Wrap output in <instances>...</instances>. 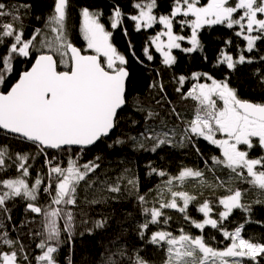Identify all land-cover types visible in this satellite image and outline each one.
<instances>
[{
    "label": "snow or ice",
    "instance_id": "1",
    "mask_svg": "<svg viewBox=\"0 0 264 264\" xmlns=\"http://www.w3.org/2000/svg\"><path fill=\"white\" fill-rule=\"evenodd\" d=\"M68 6L69 0H55L54 15L49 17V24L54 25L52 31L57 33L55 38V52H52L53 43L48 42L45 47L49 51H39L31 67L19 74L14 83H10V74L14 72L13 59L15 57L28 58L31 55L34 41L40 33L35 29L30 39L24 38L22 17L19 14L21 8L28 5L12 6L7 0H0V21L10 18V22L0 23V45L6 47V54L0 55V130L17 138L32 142L39 149V154L47 156V149L67 150L73 146H79L83 151L89 146L108 136L115 129L119 121V111L127 104L126 80L129 76L126 57L118 53L110 42L111 32L100 23V13L91 11L88 7L81 9V32L86 41L87 49L94 54H84L81 48L76 47L68 35ZM138 15L131 19L136 22V27H152L157 21L163 24L165 31L152 38L156 50L163 56L165 65H173L176 57L172 55V49L181 48L180 41L186 37L176 35L173 31L174 22L178 15L186 19L180 21L181 25L191 26V36L187 37L190 47L182 51L191 53L200 48L198 30L205 25H226L229 29L238 26L237 36H242L247 42V51L252 52L257 41L264 42V0H207L204 5L200 0H175L174 6L168 15H153L156 7L155 0L148 3H137ZM121 12L115 10V20L111 27L116 28ZM167 37L165 43L161 37ZM10 38V40H8ZM8 40L6 43L5 41ZM147 53V49H145ZM59 55V61L56 59ZM148 59L153 57L148 55ZM264 60V57H260ZM221 63H225L228 69H234L237 64L252 63L253 59L246 57L243 52L238 59L231 55H223ZM62 66V68H61ZM199 79L200 74H193ZM207 75V74H204ZM184 76L179 77V82L185 81ZM211 84H194L186 93L198 102L195 117L186 123L183 135L176 143L183 147L185 142L191 144L197 154L200 153L193 137H203L212 145L218 146L222 157H211L212 171L223 165L230 169L236 178L251 179L249 183L264 190V156L251 158L250 152L254 147L253 140L258 141L261 149H264V103H254L240 99L236 91L229 86L227 80L217 81L208 77ZM162 87V86H161ZM180 92V89H177ZM185 95L182 93V96ZM218 97L222 106H217ZM157 103H160L159 101ZM138 111H146L138 107ZM172 113L178 118L180 114L173 107ZM159 113L147 110L145 121L154 119ZM136 123V121H133ZM161 126L166 124L161 120ZM217 134L221 138H217ZM176 130L169 129L156 132L154 128H145L144 132L137 136L129 137L133 146L139 149L145 148L147 141L152 142L151 151L155 152L161 145L173 144ZM115 143H125L117 140ZM111 146V145H110ZM241 146H246L241 150ZM34 158V157H32ZM6 159H13L6 147H0V172L9 165ZM97 156L94 160L79 165L77 161L69 160L67 167H61L59 163L51 166L56 157L47 160L49 169L47 173V186L43 191L51 197L48 209L42 210L33 203L41 189L43 179L38 175L34 183L29 185L26 178L30 175L28 163L29 156L15 154L13 163L20 173L14 179L0 180V216L9 213L6 202L16 197H23L30 201L27 209L43 216L44 232H38L41 241L37 244L42 252L35 257L37 264H57L54 254L58 251L61 240V227L59 221H63V231L71 240L73 234L74 212L72 207L77 205V189L81 182H85L91 188L94 182L88 181L89 173H95L100 168ZM207 165L208 161H204ZM259 166V169H258ZM246 170V175H245ZM152 172L165 176L164 171L156 168ZM204 173L198 169L184 167L178 176L170 177L165 186L171 199L161 202L159 207H146V197L137 195L145 221L138 225L139 236L145 239V232L149 225L160 222L164 216L163 209H176L183 214V218L189 221L187 216L188 205L196 199L185 191H173V181L183 184L188 178H200L203 181ZM117 177L115 186H109L111 193L121 192L120 180ZM218 179V178H217ZM107 183V182H104ZM127 183L136 187L137 181L128 180ZM224 182L221 181L222 185ZM54 191V195L52 194ZM229 194L219 199L223 206L219 213V220L212 219V207L205 201L197 210L204 215L202 222L192 220L191 223L203 230L206 225L217 229L226 240H230L223 249L210 246L203 234L192 236L180 229V235L174 236L171 232L158 230L152 232L148 242L160 247H165L168 253L167 264H264V242L255 241L254 238H244L242 232L244 225L240 224L229 231L223 222L232 214L234 209L249 211L250 207L241 202L240 189H229ZM107 197L86 201L97 204L107 202ZM115 199V197H113ZM183 202V206L177 200ZM150 215V219L147 217ZM11 220V216L6 217ZM171 217H165L164 224ZM107 225V219L95 220L93 228L86 231L91 234L93 229H103ZM0 223V244L7 245L10 251H0V264H31L25 245L17 238L13 240L9 232ZM84 235V233H80ZM211 239H215L212 237ZM115 243V242H114ZM127 256L125 247L120 246L107 256L101 257V264H124ZM130 264H147L136 251L134 258L128 257ZM71 264V261H69Z\"/></svg>",
    "mask_w": 264,
    "mask_h": 264
},
{
    "label": "trees",
    "instance_id": "2",
    "mask_svg": "<svg viewBox=\"0 0 264 264\" xmlns=\"http://www.w3.org/2000/svg\"><path fill=\"white\" fill-rule=\"evenodd\" d=\"M145 1L148 0H69L68 35L71 42L81 48L84 54L91 53L84 51L85 41L81 35V9L88 7L91 11L100 13V23L112 33L110 37L112 45L127 60L126 67L129 72L126 82L127 104L119 111L120 118L117 126L108 137L102 138L94 146L83 151L80 148L56 151L47 149V156H45L39 154V149L35 144L0 130V147H6L13 156L11 160L6 159L9 167L0 172V180L14 179L19 176L20 173L17 172L13 163L15 154L28 155L31 168H29L30 175L26 178L27 182L31 186L38 175L43 179L37 200L33 202L42 210L48 209L51 201L49 194L43 191L48 183L49 164L47 160L56 157L51 166L59 163L61 167L66 168L70 159L83 165L97 156L101 158L98 161L100 168L95 173H89L87 178L88 181L94 182L92 187H87V184L82 181L77 189V205L69 206L74 212V230L71 240L63 231V221H59L60 238L63 243L54 254L57 264H69V261L71 264H101L102 256H107L120 246L127 250V256L123 258L124 264H130L128 257L134 258L137 250L147 264H167L166 246L160 247L148 242L152 232L158 230L179 236L180 229L183 228L185 233L192 236L203 234L206 241H210V246L223 249L230 243V240L224 239L220 231L206 225L202 233L191 221H203L204 215L197 209L205 201H208L212 207L211 218L219 220V213L224 210L223 206L218 203L219 199L228 195L229 189L237 188L242 192L241 202L249 206L250 210L234 209L223 222L224 227L232 231L236 226L243 224L244 238H254V242H264V190L249 183L250 177L236 178L231 170L223 165L209 171L212 168L211 157H222V152L218 146L212 145L203 137H193L202 155L197 154L195 148L187 142L183 147L176 143L183 135L186 123L195 117L199 107L198 102L187 97L186 93L194 84L203 80L208 81V77L217 81L227 80L240 99L264 103V60L260 59L264 57V42L257 41L253 51L248 52L246 41L242 36L236 35V27L229 29L221 24L205 25L198 30L200 48L187 53L182 49L191 46L187 39L191 36V27L181 25L180 21L186 18L178 15L173 31L183 34L186 38L180 41L181 48L172 49L176 62L173 65H165L163 56L151 43L152 37L160 27L159 24H154L150 28L137 29L135 21L131 19L138 12L135 5ZM7 2L12 6H29L22 7L19 13L22 17L25 39H30L35 29L41 30L34 41L30 57L17 56L13 59L14 72L10 74V83H14L19 74L29 68L39 51H49L45 47L46 43H53L51 51L55 52L57 33L52 31L54 25L49 24V17L54 15L55 0H7ZM235 2L236 0H233V3ZM174 3L175 0H155V15L157 17L168 15ZM117 8L121 16L117 27L112 28L110 20ZM2 22H10V18L6 17L0 21ZM8 40L5 42L7 43ZM6 51V47L0 45V55L6 54ZM241 52L246 57L252 58L253 62L237 64L234 69H228L225 63L220 62L225 54L238 59ZM148 55H151L153 59L149 60ZM56 59L58 61L60 59L58 54H56ZM193 74H200L199 79ZM180 76L186 78L183 83L179 82ZM177 89H180V92ZM182 93L185 95L182 96ZM215 99L221 107L222 101L218 97ZM158 101L160 103H157ZM138 107H143L146 111H138ZM173 107L180 114L179 118L172 113ZM147 110L157 112L159 115L145 121ZM161 120L166 124V128L161 126ZM146 127L154 128L156 132L174 128L176 130V136L173 137L174 143L161 145L155 152L150 150L151 141L145 143L144 149L134 147L129 137H139ZM117 140H123L125 143L117 144L115 143ZM249 152L251 158L264 156L263 149L257 143H254V147ZM205 160L208 161L207 165ZM184 167L198 169L204 173V183H201L200 178H188L183 184L173 181V191H185L196 197L186 210L190 220L186 221L183 214L176 209H163L164 216L160 218V222L155 225L150 224L145 232V239L142 240L139 236L138 225L143 223L146 217L137 200V195L146 197V207H159L161 202L171 199L165 182L170 177L178 176ZM152 168L164 171L166 175L160 176L158 172H152ZM117 177L122 178L119 182L121 192L111 193L108 188L115 186ZM130 179L137 181L135 188L127 183ZM221 181L224 182L222 185ZM52 194L54 195V191ZM101 197H107V202L97 204L86 202ZM29 202L23 197L7 201L6 206L10 212L0 216V223L4 225L2 230H7L11 239L19 238L25 245L31 264H37L35 257L42 254L37 244L40 243L42 237L36 233L44 232L42 224L44 218L41 214L27 209ZM177 203L183 206L181 200L178 199ZM8 215L11 216V220L6 218ZM165 217H171L167 224L163 223ZM105 218L107 219L106 227L93 229L91 234L86 231L93 228L95 220ZM150 218L149 215L147 219ZM82 232L84 235H80ZM212 237L215 239H211ZM10 250L7 245L0 244V251Z\"/></svg>",
    "mask_w": 264,
    "mask_h": 264
},
{
    "label": "rangeland",
    "instance_id": "3",
    "mask_svg": "<svg viewBox=\"0 0 264 264\" xmlns=\"http://www.w3.org/2000/svg\"><path fill=\"white\" fill-rule=\"evenodd\" d=\"M149 2V0L148 1H145L144 3H148ZM207 3V0H200V4L201 5H204V4H206ZM155 9V8H154ZM154 9H153V15H155V13H154ZM139 14V9H138V12L135 14V15H138ZM116 18H115V15L113 16V17H111V20H110V24L112 25V23H113V21L115 20ZM154 24H159V29L155 32V35L153 36V37H155L158 33H160V32H163V31H165V27H164V25L163 24H160L158 21L156 22V23H154ZM153 24V25H154ZM118 25V24H117ZM152 25V26H153ZM221 25H223V24H221ZM188 26H190V25H188ZM226 26V25H225ZM135 27H136V22H135ZM191 27V26H190ZM234 27H236L237 28V31L239 30V28H238V26H234ZM137 28V27H136ZM141 28H149V27H140L139 29H141ZM138 29V28H137ZM107 30V29H106ZM108 31V30H107ZM82 33V32H81ZM176 35H181V36H184L183 34H181V33H176V32H174ZM82 35V38H83V33L81 34ZM152 37V38H153ZM161 39L162 40H164L165 41V43L167 42V37H161ZM83 40H84V38H83ZM185 40V39H184ZM85 41V40H84ZM183 41V40H182ZM111 42V41H110ZM151 43H152V46L156 49V45H155V43H153V40H151ZM246 48H247V42H246ZM84 51H89V52H91L92 54H94L93 53V51L92 50H90V49H87V46H86V41H85V45H84ZM162 55V54H161ZM198 83H208V84H211V80L209 79L208 81H201V82H198ZM197 84V83H196ZM214 99H215V97H214ZM217 106L218 107H220L219 105H218V102H217ZM218 135L219 134H217V138H220V135H219V137H218Z\"/></svg>",
    "mask_w": 264,
    "mask_h": 264
},
{
    "label": "water",
    "instance_id": "4",
    "mask_svg": "<svg viewBox=\"0 0 264 264\" xmlns=\"http://www.w3.org/2000/svg\"><path fill=\"white\" fill-rule=\"evenodd\" d=\"M86 54H92V53H86ZM34 60H35V59H34ZM33 62H34V61H33ZM30 67H31V65L29 66V68H30ZM127 79H128V78H127ZM126 82H127V80H126ZM124 107H125V106H124ZM124 107H123V108H124ZM123 108H122V109H123ZM2 131H3V130H2ZM111 132H112V131H111ZM10 135H11V134H10ZM109 135H110V134H109ZM109 135H108V136H109ZM12 136H13V135H12ZM108 136H106V137H108ZM106 137H103V138H106ZM101 139H102V138H101ZM25 141H26V140H25ZM27 142H29V141H27ZM30 143H32V142H30ZM95 144H96V143H95ZM95 144H94V145H95ZM94 145H93V146H94ZM90 147H92V146H89V147H87V148H90ZM72 148H79V146H73ZM51 150H55V151H56V149H51Z\"/></svg>",
    "mask_w": 264,
    "mask_h": 264
},
{
    "label": "flooded vegetation",
    "instance_id": "5",
    "mask_svg": "<svg viewBox=\"0 0 264 264\" xmlns=\"http://www.w3.org/2000/svg\"><path fill=\"white\" fill-rule=\"evenodd\" d=\"M220 138H221V137H220ZM254 143H257V145H259V144H258V141H257L256 139L253 140V144H254ZM245 147H246V146H241V150H245ZM263 153H264V149H263Z\"/></svg>",
    "mask_w": 264,
    "mask_h": 264
}]
</instances>
